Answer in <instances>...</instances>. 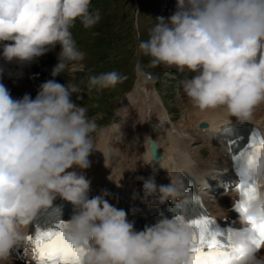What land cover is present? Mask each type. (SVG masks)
Wrapping results in <instances>:
<instances>
[{"label":"clouds","instance_id":"9594fccd","mask_svg":"<svg viewBox=\"0 0 264 264\" xmlns=\"http://www.w3.org/2000/svg\"><path fill=\"white\" fill-rule=\"evenodd\" d=\"M90 6L91 0H0V57L26 64L58 44L50 74L70 72L75 78L84 56L70 29L77 19L85 29L99 22ZM155 21L148 39L138 43L150 65L194 73L180 85L195 108L222 109L237 125L250 123L254 109L264 103V0H176L175 11ZM125 79L114 70L90 75L87 91L115 88ZM78 93L77 85L50 79L34 99L29 94L14 99L0 83V258L23 244L30 222L59 196L76 210L65 222L64 240L86 242L81 264H189L193 228L184 214L194 198L181 175L159 186L154 168L152 176L140 178L142 202L171 201L180 209L174 218L161 216L142 231H135L127 213L105 199L106 191L88 198L91 182L83 170L96 151L92 134L97 125L86 108L71 100ZM152 161L157 162L153 155L145 165ZM244 167L256 198L245 203L243 214L235 208L241 196L233 201L240 228L227 226L223 232L240 252L233 264H264V246L253 245L256 232L248 222L264 218V153L244 156Z\"/></svg>","mask_w":264,"mask_h":264},{"label":"bare ground","instance_id":"6f19581e","mask_svg":"<svg viewBox=\"0 0 264 264\" xmlns=\"http://www.w3.org/2000/svg\"><path fill=\"white\" fill-rule=\"evenodd\" d=\"M175 4L176 0H164L162 8L167 17L175 11ZM0 58L5 70L20 65L13 61L9 66V62ZM7 79L8 75H0V83L5 84ZM179 100L185 115L182 113L180 122L173 123L156 88L146 81L138 82L135 89L127 93L120 104L118 123L99 132V136L94 139L96 151L88 158L90 167L83 170L95 196L106 191L108 195L105 199L118 209H122L126 202L134 201L136 205L143 204L141 209L146 211L145 206L150 204L142 202L140 178L152 176L153 168L157 186L169 182V177L178 179L180 172H184L188 179L203 182L213 180L212 186L220 188V173L228 172L226 166L229 163L225 156V142L222 139L214 142L208 159H202L201 146L195 147L193 144L213 141L211 136L219 134L221 125L235 122V118H229L222 109L199 110L187 97H180ZM251 122L260 125L264 123V103L254 109ZM153 147L158 150L159 158L154 159L156 163L152 161L154 165H145L151 161L150 148ZM221 166L225 168L224 171H214ZM233 197L234 193L230 192L220 195L214 201H206L212 212L223 216L229 213L227 208ZM260 255L264 258V248ZM0 264L18 263L7 257L0 258Z\"/></svg>","mask_w":264,"mask_h":264},{"label":"rangeland","instance_id":"374dc122","mask_svg":"<svg viewBox=\"0 0 264 264\" xmlns=\"http://www.w3.org/2000/svg\"><path fill=\"white\" fill-rule=\"evenodd\" d=\"M163 3L164 0H91L90 10L95 7L94 13L99 11V22L85 29L77 19L70 29L76 47L83 53L84 58L77 62L75 78L73 76L65 78L64 85L75 84L81 89L80 100L88 111L87 116L95 121L97 129L100 126L105 129L118 121L121 96L133 90L138 82L143 80L158 89L169 115L175 123L180 122L184 112V107L178 99L180 81L185 77L191 78L194 73L187 71L180 73L174 66L168 67L163 64L153 67L150 65V58L138 49V43L148 39L149 29L156 23V17L167 18L162 10ZM58 54L48 52L30 62V66L26 63V67L29 69L32 67V71L15 75L13 78L27 82L28 86L26 90H19L13 98L20 99L25 94H29L34 99L33 96L38 91L35 87V79L44 75V68L52 69L56 65ZM138 68L151 72L152 79L144 76ZM113 70L126 79L115 88L105 89L99 93L87 91L90 75ZM59 77L62 79L61 76ZM170 80L174 83L170 84ZM99 98H102L103 104L98 103ZM201 151L202 155L204 153L202 158L209 155L208 148L204 147Z\"/></svg>","mask_w":264,"mask_h":264},{"label":"snow or ice","instance_id":"6c2138e0","mask_svg":"<svg viewBox=\"0 0 264 264\" xmlns=\"http://www.w3.org/2000/svg\"><path fill=\"white\" fill-rule=\"evenodd\" d=\"M254 151L264 153V139L259 138L256 130H253L242 155L246 156ZM236 187L241 199L235 208L238 213L243 214L246 211L245 203L256 198V188L254 183L246 179L238 183ZM248 222L252 230L256 232V238L252 241L253 245L256 248L264 246V218H249ZM187 223L193 228L189 247V264H233L240 258L239 250L227 242L223 231L210 229L209 226L214 223V220L206 213ZM65 227V222H59L54 229L41 231L37 228L34 235L30 234L26 237V240L34 245L36 264H81V258L86 252V242L80 245L66 242Z\"/></svg>","mask_w":264,"mask_h":264},{"label":"water","instance_id":"95a60500","mask_svg":"<svg viewBox=\"0 0 264 264\" xmlns=\"http://www.w3.org/2000/svg\"><path fill=\"white\" fill-rule=\"evenodd\" d=\"M153 153L155 154V150H153Z\"/></svg>","mask_w":264,"mask_h":264}]
</instances>
